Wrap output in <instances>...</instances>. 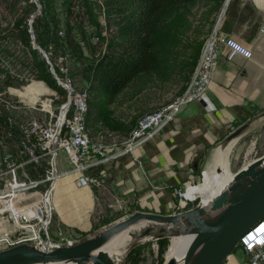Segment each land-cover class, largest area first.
<instances>
[{
  "label": "crops",
  "instance_id": "crops-1",
  "mask_svg": "<svg viewBox=\"0 0 264 264\" xmlns=\"http://www.w3.org/2000/svg\"><path fill=\"white\" fill-rule=\"evenodd\" d=\"M216 18L218 29L246 46L250 57L228 59L222 49L202 99L182 105L172 120L130 152H119V145L136 119L150 111L132 109L148 91L128 98L120 96L127 94L124 89L95 113L92 110L85 121L88 135L108 145L109 153H119L86 172L94 183L77 187L73 174L57 179L51 196L52 227H62L72 236L86 235L112 212L142 209L167 214L175 204V190L213 165L214 149L227 145L223 143L227 134L264 110V0H223ZM89 72L90 68L84 71L86 80L76 88L87 87ZM90 96L93 93L88 92ZM65 160H59V172L70 168Z\"/></svg>",
  "mask_w": 264,
  "mask_h": 264
},
{
  "label": "built area",
  "instance_id": "built-area-1",
  "mask_svg": "<svg viewBox=\"0 0 264 264\" xmlns=\"http://www.w3.org/2000/svg\"><path fill=\"white\" fill-rule=\"evenodd\" d=\"M217 23L218 18L202 43L196 64L182 92L159 107L141 114L119 145V152H130L144 139L154 135L164 123L175 117L182 105L201 100L222 49L226 51L228 59L235 55L246 59L250 57L249 49L220 31ZM259 31L263 32V29ZM49 69L52 72L51 67ZM52 78L64 95L60 96L44 82L36 81L47 89L35 93L33 101L46 114L45 119L28 121L19 127L18 136L13 135L15 125L9 116L6 115L0 124V147L6 149L3 139L14 144L13 150L7 149L0 153V250L20 243L50 247L71 244L77 238L61 227L55 228L54 236L49 234L51 196L57 179L73 174L77 187L94 183L95 179L87 176L86 172L119 153H109L108 145L93 141L88 135L85 126L86 88H76L68 78L55 75ZM58 97L60 103L53 114L51 100ZM13 106L12 102L3 99L2 109ZM58 149L64 152L70 165L67 171H58L55 163ZM45 156L47 158L38 172L36 166L41 164L39 157ZM206 169L208 167L200 169L195 180L187 181L175 190L174 209H181L194 201L193 196L188 197V191L203 181ZM258 229L260 232H257ZM263 233L264 218L240 238L237 244L243 253L240 264H264Z\"/></svg>",
  "mask_w": 264,
  "mask_h": 264
},
{
  "label": "trees",
  "instance_id": "trees-1",
  "mask_svg": "<svg viewBox=\"0 0 264 264\" xmlns=\"http://www.w3.org/2000/svg\"><path fill=\"white\" fill-rule=\"evenodd\" d=\"M105 31L92 36L103 43L95 48L89 42L82 26H72L75 36L66 35L64 45L73 59H85L82 50L96 55L90 69L87 92L93 93L87 100L85 121L101 105L108 104L122 90L131 98L142 90L162 89L167 85H178L180 94L196 64L202 43L214 24L223 0H99ZM40 14L32 21L34 43L48 52L55 43L58 22L53 18V0H40ZM0 8L11 14L6 27L0 28V39L10 38L31 56L30 64L35 70L34 78L44 82L58 95L64 91L55 83L46 65L35 48L27 31L26 19L34 11L31 0H0ZM92 24L96 26L92 19ZM67 25V23H66ZM69 32V31H67ZM82 42V45H79ZM26 81H17L7 71L0 69V92L8 86H19ZM93 110V112H92ZM6 116L1 110L0 124ZM103 121V119H102ZM86 123V122H85ZM135 123V122H134ZM18 130L13 135L18 136ZM131 212V211H130ZM62 228V227H61ZM80 236L83 233L79 234ZM157 243L160 257L166 245L165 239ZM132 262L137 256L131 255Z\"/></svg>",
  "mask_w": 264,
  "mask_h": 264
},
{
  "label": "water",
  "instance_id": "water-1",
  "mask_svg": "<svg viewBox=\"0 0 264 264\" xmlns=\"http://www.w3.org/2000/svg\"><path fill=\"white\" fill-rule=\"evenodd\" d=\"M31 43L33 48L40 51L38 46ZM261 118H264V110L230 131L223 143L228 144L237 139ZM223 147L225 145L222 144ZM263 218L264 153L234 171L231 182L211 200L207 208L196 202L193 206L167 214L135 210L75 239L71 244L41 249L32 243H20L2 249L0 264H113L99 247L112 232L139 221L145 223L133 233L136 242L148 237L153 241L168 239L186 232L191 235V239L182 264H223L240 238ZM168 226H175L176 229L165 233ZM162 264H175V260L169 258Z\"/></svg>",
  "mask_w": 264,
  "mask_h": 264
},
{
  "label": "rangeland",
  "instance_id": "rangeland-1",
  "mask_svg": "<svg viewBox=\"0 0 264 264\" xmlns=\"http://www.w3.org/2000/svg\"><path fill=\"white\" fill-rule=\"evenodd\" d=\"M35 6L34 11L26 19L27 31L29 33V38L31 42L34 43L33 31H32V21L33 18L40 14V0H31ZM99 0H53V18L58 22L56 27V38L55 43L58 44V47L50 44L48 52L43 51L41 48L40 51L36 50L38 54V59H41L51 76L55 75L58 78H68L71 83L77 87L81 84L82 81L86 80V74L84 71L88 68L91 69L92 61L96 58V55H91L82 50V57L85 56V59H73L67 53L64 45V37L66 35L75 36V30L72 29L74 25H81L82 30L87 37V40L92 43H96L93 46L96 48H103V43L99 41L96 37L92 36L94 31H98L100 35H104L105 31L102 28L103 19L100 14V4L97 2ZM217 16V15H216ZM12 16L6 10L0 8V28L6 27L7 23L10 22ZM96 23L94 26L91 20ZM216 20V19H215ZM214 20V22H215ZM67 23V25H66ZM69 31V32H67ZM33 45H36L35 43ZM82 45V42L79 44ZM32 46V43H31ZM37 46V45H36ZM33 47V46H32ZM31 56L26 53V51L20 46L19 43L14 42L10 38L0 39V69H3L9 73L10 76L17 79V81H26L25 84L19 86H8L3 92H0V108L2 109L3 99H7L9 102L13 103L12 108H4L6 115L9 116L12 122L15 125V130H18L19 127H23L28 121L32 119L42 120L45 119L46 114L39 109V104H34L35 93L47 91V89L42 86L39 82L41 81L34 78V68L30 64ZM49 67H51L52 72ZM90 74V72H89ZM55 81V80H54ZM56 83V82H55ZM178 85H167L162 89L149 90L148 93L139 96V98L134 105H132L133 110L149 107L148 110H153L157 108L161 103L165 102L168 99H172L176 96ZM35 87H38L35 89ZM30 88V89H29ZM33 88V90L31 89ZM32 90V91H31ZM60 98L51 100V109L52 113H56V108L60 103ZM145 105H147L145 107ZM138 107V108H137ZM1 130V128H0ZM18 132V131H17ZM5 148L0 147V153H3L4 150H13V142L7 139H3ZM253 145V146H252ZM228 146V144L226 145ZM225 146V147H226ZM251 146V150L247 152L248 148ZM223 147V148H225ZM220 144L214 149H220ZM264 153V120L259 124H255L250 127L240 138L234 141V144L231 145L230 151L228 154L229 161V172L233 173L245 163L251 159ZM65 157V154L62 150L58 149L55 156V163L57 168L59 165V160ZM47 157H39L40 163L36 166L38 172L44 164V159ZM65 165L68 167L67 160L64 161ZM70 166V165H69ZM196 182V181H195ZM204 185V174L203 181L199 183V187ZM189 192V191H188ZM200 201L199 198L194 200L191 203H188L185 207L193 206L196 202ZM137 209H132L135 211ZM176 209L168 211V213L175 212ZM141 211H146L142 210ZM130 211L125 213L112 212L108 214L94 225V230L99 229L100 227L107 225L119 218L124 217L129 214ZM149 212V211H148ZM53 214V213H52ZM52 214H51V223H52ZM93 230V231H94ZM55 227L49 226L50 236L55 235ZM75 238H81L79 234H73ZM166 240V245L163 249V255L160 257V264L164 261V253L169 245L170 240L167 238H162ZM132 252L131 255L135 254L137 256V262H132L131 256L128 255ZM243 253L240 251L239 247L236 246L233 251L228 255L223 264H240ZM159 259L157 256V243L156 241H145L140 244L133 245L129 251L125 252L122 264H159Z\"/></svg>",
  "mask_w": 264,
  "mask_h": 264
},
{
  "label": "bare ground",
  "instance_id": "bare-ground-1",
  "mask_svg": "<svg viewBox=\"0 0 264 264\" xmlns=\"http://www.w3.org/2000/svg\"><path fill=\"white\" fill-rule=\"evenodd\" d=\"M38 87H35L37 89ZM30 89V88H29ZM33 90V88H31ZM31 90V91H32ZM42 91V90H41ZM262 119V118H261ZM254 126V125H253ZM235 141V140H234ZM234 141H231L228 146L225 148L217 149L214 153L213 165L208 167L205 171L204 177V185L201 189L199 187V183L196 184L191 190L188 192V197L200 199L199 203L202 206L208 207L211 200L222 190H224L228 184L231 182L232 173L229 172V161L228 154L230 151V147L234 144ZM253 146V145H252ZM251 150V146L248 148L247 152ZM208 215H211L208 212ZM145 222L139 221L122 229L116 230L111 233L109 238L99 247V250L104 251L107 256L111 259L113 264H122L124 254L126 249L134 244H140L145 241H153L150 237L135 241L134 232L138 227L144 225ZM263 226V225H262ZM176 229L175 226L166 227L165 233L168 231H172ZM261 229V228H260ZM257 232H260L258 229ZM255 233V232H254ZM191 239V235L186 232H181L177 236H170L168 240H170L169 245L164 253V261L173 258L175 260V264H182V259L184 256V252L188 246V243ZM41 249L49 248L47 245H39ZM49 264H70L65 262H57V263H49Z\"/></svg>",
  "mask_w": 264,
  "mask_h": 264
},
{
  "label": "clouds",
  "instance_id": "clouds-1",
  "mask_svg": "<svg viewBox=\"0 0 264 264\" xmlns=\"http://www.w3.org/2000/svg\"><path fill=\"white\" fill-rule=\"evenodd\" d=\"M261 239L264 240V233L261 235Z\"/></svg>",
  "mask_w": 264,
  "mask_h": 264
}]
</instances>
